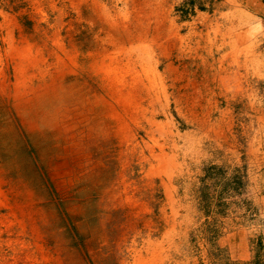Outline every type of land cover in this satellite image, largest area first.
Masks as SVG:
<instances>
[{
	"label": "rangeland",
	"instance_id": "1",
	"mask_svg": "<svg viewBox=\"0 0 264 264\" xmlns=\"http://www.w3.org/2000/svg\"><path fill=\"white\" fill-rule=\"evenodd\" d=\"M222 9L0 0V264H264V24Z\"/></svg>",
	"mask_w": 264,
	"mask_h": 264
},
{
	"label": "crops",
	"instance_id": "2",
	"mask_svg": "<svg viewBox=\"0 0 264 264\" xmlns=\"http://www.w3.org/2000/svg\"><path fill=\"white\" fill-rule=\"evenodd\" d=\"M212 6L219 5L223 7L220 11L222 13L229 14L230 11L233 13L230 19V26L232 28V33L229 35V39H234L235 36H239L242 33L249 31L250 26H252L253 33L252 38H257L261 35L262 26L259 23L262 21L264 24V2L259 0H209ZM218 2V3H217ZM228 16V15H227ZM263 36V35H262ZM262 166L264 167V159L262 160ZM261 182L264 188V168L262 171ZM229 249L235 252L237 257L244 259L243 257L249 256L248 248L245 245L240 244L237 248V243L232 241L229 244ZM235 255V254H234Z\"/></svg>",
	"mask_w": 264,
	"mask_h": 264
}]
</instances>
